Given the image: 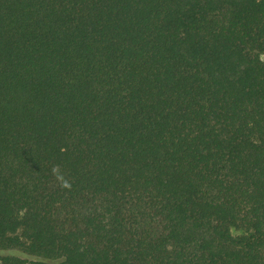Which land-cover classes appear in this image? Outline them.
I'll return each mask as SVG.
<instances>
[{"label":"trees","instance_id":"16d2710c","mask_svg":"<svg viewBox=\"0 0 264 264\" xmlns=\"http://www.w3.org/2000/svg\"><path fill=\"white\" fill-rule=\"evenodd\" d=\"M6 251L264 264V0H0Z\"/></svg>","mask_w":264,"mask_h":264},{"label":"rangeland","instance_id":"374dc122","mask_svg":"<svg viewBox=\"0 0 264 264\" xmlns=\"http://www.w3.org/2000/svg\"><path fill=\"white\" fill-rule=\"evenodd\" d=\"M14 251H6V252H0V255H6V254H9V255H12ZM23 257V256H22Z\"/></svg>","mask_w":264,"mask_h":264}]
</instances>
